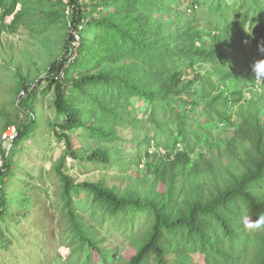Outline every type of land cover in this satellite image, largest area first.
<instances>
[{
	"label": "trees",
	"instance_id": "obj_1",
	"mask_svg": "<svg viewBox=\"0 0 264 264\" xmlns=\"http://www.w3.org/2000/svg\"><path fill=\"white\" fill-rule=\"evenodd\" d=\"M41 1L0 0V21L11 17L14 30ZM209 2L199 15L205 0L184 9L179 0H55L59 11L44 21V30L65 29L63 52L40 79L22 83L19 104L31 117L29 100L53 93L50 126L66 143L56 172L67 238L86 251V264L95 254L108 260L77 207L108 234L141 231L123 264H264V226L255 225L264 215V80L251 68L264 60V0ZM36 123L16 127L12 146ZM114 126L136 135L143 173L135 187L120 195L103 179L74 183L62 170L66 157H80L69 132L112 141ZM2 159L0 219L11 168ZM84 159L111 162L106 148ZM74 189L83 195L76 201Z\"/></svg>",
	"mask_w": 264,
	"mask_h": 264
},
{
	"label": "rangeland",
	"instance_id": "obj_2",
	"mask_svg": "<svg viewBox=\"0 0 264 264\" xmlns=\"http://www.w3.org/2000/svg\"><path fill=\"white\" fill-rule=\"evenodd\" d=\"M84 1L91 4L100 0ZM179 1L184 9L190 0ZM209 1L205 0L196 8L199 15ZM54 3L55 0H42L29 4L14 30L8 27L11 17L0 21V160L2 153L11 158L10 172L3 185L7 212L0 219V264H86V251L78 249L76 243L69 244L67 238L69 222L56 172V166L66 153V143L54 136L50 126L56 120L51 107L53 93L37 94L29 100L33 109L31 117L37 123L25 140L15 146L2 140V134L9 131L12 124L18 127L31 118L19 104L22 83L33 84L45 74L49 64L62 55L65 29L43 28L48 15L59 11V6ZM96 15L92 14V17ZM44 86L43 81L38 89ZM114 129L119 138L112 141H99L83 128L69 132L73 148L80 157H66L62 170L72 177L74 183L103 179L106 186L120 195L135 187L143 173V163L137 164L139 147L132 142L136 135L130 127L114 126ZM212 134L222 141L225 136L215 131ZM99 148L107 149L111 162L84 159ZM150 151H155L154 143ZM80 196L83 197L82 191L74 189V201ZM77 212L82 215L84 223L91 226L88 233L108 264H123L126 254L134 250L135 237L141 231L136 229L127 237L108 234L107 228L96 224L86 210L77 207ZM90 264H103L101 256L92 255Z\"/></svg>",
	"mask_w": 264,
	"mask_h": 264
},
{
	"label": "clouds",
	"instance_id": "obj_3",
	"mask_svg": "<svg viewBox=\"0 0 264 264\" xmlns=\"http://www.w3.org/2000/svg\"><path fill=\"white\" fill-rule=\"evenodd\" d=\"M261 52H264V47L260 49ZM252 71L255 74L256 79L264 80V60L255 61L252 66ZM255 225L257 227L264 226V215H261L256 221Z\"/></svg>",
	"mask_w": 264,
	"mask_h": 264
},
{
	"label": "built area",
	"instance_id": "obj_4",
	"mask_svg": "<svg viewBox=\"0 0 264 264\" xmlns=\"http://www.w3.org/2000/svg\"><path fill=\"white\" fill-rule=\"evenodd\" d=\"M81 28V26H80ZM78 40H79V36L75 33V39L73 40V44L74 45H78ZM17 137V130H16V127L14 125L10 126L9 127V131H6L2 134V140L3 142L5 143H8L10 145H12L13 141L16 139ZM3 163V159H2V156H1V160H0V166L2 165Z\"/></svg>",
	"mask_w": 264,
	"mask_h": 264
}]
</instances>
